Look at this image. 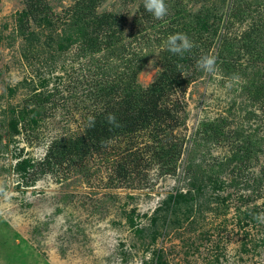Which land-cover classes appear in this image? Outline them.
Returning <instances> with one entry per match:
<instances>
[{
	"label": "rangeland",
	"instance_id": "obj_1",
	"mask_svg": "<svg viewBox=\"0 0 264 264\" xmlns=\"http://www.w3.org/2000/svg\"><path fill=\"white\" fill-rule=\"evenodd\" d=\"M23 1L0 0V264H264V222L256 218L264 214V103L252 100L248 91L256 66L244 57L237 68L236 57L232 65L218 53L226 33L238 50L240 38L264 18V0H167L163 19L144 18L148 26L159 22L150 28L152 36L178 26L204 52L209 33L195 30V13L206 1L210 10H217L215 17L223 16L218 32L209 37V55L216 57L218 71L213 75L201 69L181 97L186 123L176 130L177 139L184 140L176 172L159 175L154 166L147 179L132 175L128 183L113 179L126 140L113 141L107 153L82 162L42 165L54 139L84 129V111L78 108L90 97L91 85L82 79V74L88 76L87 64L111 79L119 61L113 57L103 66L108 60L104 51L84 60L77 58L76 46L64 54L55 50L57 35L64 31L62 18L77 0H45L54 28L34 18L20 28ZM141 3L99 0L96 10L126 14L128 35L134 18L147 14L138 12ZM232 6L234 20L228 18ZM178 11L185 15L176 16ZM126 40L132 41L131 52L144 55L138 82L148 86L163 67L162 44L133 35ZM41 80L48 86H41ZM35 89L55 95L36 125L20 124L14 130L9 125L12 110L22 109ZM250 140L262 149L254 152L250 168H238L240 173L236 156L246 155ZM195 176L204 178L205 185L193 209L161 211L165 220L155 224L156 209L170 194L173 198L196 188L191 184ZM141 228L157 229L159 237L152 243L150 232Z\"/></svg>",
	"mask_w": 264,
	"mask_h": 264
},
{
	"label": "trees",
	"instance_id": "obj_2",
	"mask_svg": "<svg viewBox=\"0 0 264 264\" xmlns=\"http://www.w3.org/2000/svg\"><path fill=\"white\" fill-rule=\"evenodd\" d=\"M168 1L165 0L166 4ZM23 2L25 8L19 15L21 16L20 20L23 21L20 28H24V26L27 28L26 25L30 18H34L40 25H45L48 28L55 25L50 18L51 8L46 5L45 0H24ZM98 3L99 0H77L74 7L66 11L68 17L62 18L65 23L64 31L63 33L59 32L57 35L59 38L56 40L57 48L55 50L64 54L70 51L71 47L74 49L76 46L77 58L84 60L91 59L93 55L104 51L108 53V60L103 66H107V63L109 64V61H111L109 59L113 57L119 61V64L111 69L110 74L113 71L115 74L113 75L114 78L110 79L105 71L99 74L93 70L91 64L85 62L88 65L85 70L88 72V76L82 74L84 76L82 79L86 77V81L91 86L86 93L90 97H87L78 108L84 111V129L82 132H75L73 135L54 139L48 148L42 165L53 167L55 165H69L77 160L82 162L85 158L88 159L89 156L94 154L107 153L111 142L126 140L128 145L122 151L124 154L116 160L113 179L117 178L119 181H123L132 175L147 179L150 170L154 166L159 167V175L173 174L177 170V163L182 156L184 145V140H178L176 136V130L186 123L185 108L182 105L183 100L181 97H184L187 86L200 73L201 69L196 67L197 61L202 56L209 55L212 46V40L209 37H213L218 32V22H221L223 16L215 17L218 15L217 10H210L209 3L203 1L202 8L200 7L202 10L195 13L193 19L195 20V30L201 33H209L208 39L210 40H205L207 48L204 52H200L199 46H196L191 52L179 56L167 50L168 36L183 33L178 26H175L176 30L174 32H171L170 29H164L159 32L158 37L152 36L149 30L159 22L156 24L151 23V18H149L151 24L148 26L147 20L144 18L150 17L151 14L147 13L145 16L141 14L142 16L137 15L134 18L131 23L132 32L126 35L125 27L128 23L126 14L120 16L110 11L100 13L96 10ZM233 6L228 14V18L230 17L232 20H234L232 17L235 15V12L230 14L233 11ZM141 7L139 13L145 11L143 0ZM183 12L185 15V11L175 13L176 16H181ZM174 18L175 23L179 21L178 17L174 16ZM259 22L261 23L254 26L251 32L240 38L239 41H242V43L239 45L238 50L233 49L236 47L235 44L227 39L230 38L227 33L224 34L219 44L218 53L225 62L232 65H235L232 58L236 57L238 59L237 68H241L238 62L239 59L249 57L248 61L252 60L250 63L256 68L249 79V83L252 85L248 90L249 95L254 101L263 99L264 103V60H260L264 57V18L259 19ZM132 35L135 39L139 38L141 41L144 38H147L148 41L149 39L156 40L160 47L162 44L160 52L163 67L148 86H142L138 82V75L145 65V60H143L144 55L137 54L136 50V54L131 52L132 41H127L126 38H130ZM28 39L31 41L34 38L30 34ZM237 39L232 40L237 42ZM245 41L249 42L244 44ZM198 43L199 41L194 42L195 45ZM110 56L112 57L109 58ZM136 57H139V59L136 60ZM97 78L99 80H96ZM40 85L44 87L47 85L46 81L41 80ZM76 87H78V84ZM54 95L55 93L52 90H46L45 92L35 89V92L29 97L30 99H26L22 109L17 111V108H14L12 110L13 115L9 125L14 130H19L21 128L20 124L36 125L39 122V117H44V105ZM109 114L116 116L121 125L120 127L115 128L107 123L106 118ZM93 119L95 126L90 127V121ZM141 136L145 137L146 140L139 139ZM141 143L145 145L140 146ZM261 149L258 141L250 140L246 155H243V152L241 155L236 156V161L239 163L236 169L240 172L238 168H250L253 163L251 159L255 155L254 152H261ZM256 159L258 161L260 158ZM20 163L23 164V162ZM128 181L130 180H127L126 183ZM200 181L201 184L198 186ZM191 184L196 187L193 189L198 193L194 194L193 189L190 188L185 193L178 192L173 198L170 197L172 196L170 194L163 201L164 204L156 209L155 216L153 215L152 218L155 224L162 219L165 220V217H161V211L178 213L183 207L188 210L193 209L196 195L202 192L205 180L202 177L195 176ZM172 201L173 206L171 205ZM130 221L134 225L133 218ZM152 229L141 228L138 230L140 232H150L149 235L153 243L159 237V232H157V229L150 231Z\"/></svg>",
	"mask_w": 264,
	"mask_h": 264
},
{
	"label": "clouds",
	"instance_id": "obj_3",
	"mask_svg": "<svg viewBox=\"0 0 264 264\" xmlns=\"http://www.w3.org/2000/svg\"><path fill=\"white\" fill-rule=\"evenodd\" d=\"M143 7L147 13L151 14L156 19H163L168 14V7L165 0H143ZM194 47V42L191 41L185 33H175L169 35L167 38V50L174 55L183 56L185 53L191 52ZM156 54L158 56V53ZM196 67L213 75L218 71L216 57L210 55L202 56L197 61ZM232 79L235 81L238 78L233 77ZM231 86L232 84L229 83L228 87ZM106 119L107 123L112 127L118 128L121 126L114 114H109ZM89 126H95L94 119L90 121ZM256 218L264 222V214H260Z\"/></svg>",
	"mask_w": 264,
	"mask_h": 264
}]
</instances>
